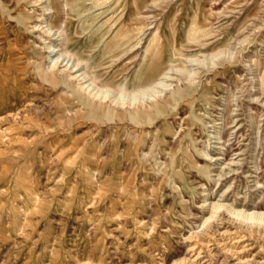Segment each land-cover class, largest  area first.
I'll list each match as a JSON object with an SVG mask.
<instances>
[{"label":"rangeland","instance_id":"obj_1","mask_svg":"<svg viewBox=\"0 0 264 264\" xmlns=\"http://www.w3.org/2000/svg\"><path fill=\"white\" fill-rule=\"evenodd\" d=\"M69 1L0 0V264H264V226L191 235L264 211V0Z\"/></svg>","mask_w":264,"mask_h":264},{"label":"bare ground","instance_id":"obj_2","mask_svg":"<svg viewBox=\"0 0 264 264\" xmlns=\"http://www.w3.org/2000/svg\"><path fill=\"white\" fill-rule=\"evenodd\" d=\"M32 1H33L34 5H39V4H41L40 2L42 0H32ZM26 3L30 4V0H26ZM66 4L71 5L72 8L74 7V5H72V3L69 0H67ZM41 19H43V17H41L39 20H41ZM37 29L44 30V27L42 26V24H37L35 26V30H37ZM43 32L47 36H50V34L52 33V30H50V28H49L47 30H44ZM49 48H51V45L49 46ZM63 55L64 54H61L59 57H62ZM82 61H84V60H82ZM60 66L63 67L64 71L68 72L67 78H66L67 81L77 82L76 90H74V92L75 93L78 92L80 94V96L85 97V100L87 101L86 103L90 107H93V106L104 107L105 103L108 100H110L112 102V105L118 106V104H120V102L122 101V98H120V97H115V96L111 97V92L109 90L103 89V87L101 88L96 83H94L92 78H90L89 75L85 71L82 70V67H80V63L76 62L70 55L66 54L65 58H63V59L58 58V59L54 60L53 64L48 65L47 69L49 70V72H51L50 70H54L55 68L60 67ZM96 68H98V67H96ZM97 74H99V73H97ZM144 80H146V79H144ZM152 83H151V86H149V87H153ZM106 87H108V86H106ZM125 90L127 91V89H125ZM144 90H146V89H144ZM136 95H134L130 98L129 104L131 107L133 105H135L137 102L138 97ZM141 104L143 105V103H141ZM225 200L226 199H223L221 196V198L218 201H213L211 203L206 202L204 204V207L207 206V208L210 209L211 213L208 217L205 218L203 224L199 225V226H201V229L199 227V230H195L194 232L191 233V235L199 233L200 231L204 230L208 226V224H210L212 222H216L217 220H219L222 213H225V216H227L228 219H232L233 221L235 220V221L243 222V224H245V225L246 224L256 225L259 227L264 226V211H256V210L248 211L245 208H237V207H235L234 204L229 203ZM200 255H201V251L198 252L196 254V256L192 257V260L190 259L191 264H201V261L199 259Z\"/></svg>","mask_w":264,"mask_h":264}]
</instances>
